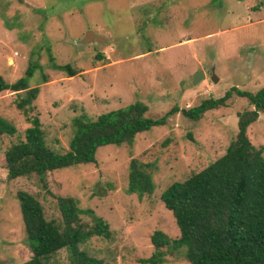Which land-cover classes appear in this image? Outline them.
Returning <instances> with one entry per match:
<instances>
[{
    "label": "rangeland",
    "instance_id": "obj_1",
    "mask_svg": "<svg viewBox=\"0 0 264 264\" xmlns=\"http://www.w3.org/2000/svg\"><path fill=\"white\" fill-rule=\"evenodd\" d=\"M88 30L107 42L83 43ZM49 56L76 73L68 77L52 69ZM29 65L37 66L28 84L38 94L26 115L13 104L23 91L0 92V117L15 128L12 136L0 137V264L31 257L19 190L39 201L46 219L60 220L56 196L72 197L79 209L92 211L79 215L81 224L89 227L92 216L101 218L109 237L93 236L79 249L102 264H148L142 260L154 253L155 230L170 240L179 236L161 193L224 153L235 135L236 113L251 109L245 98L232 93L228 106L196 121L175 112L129 145L98 148L94 163L47 172L44 187L35 175L6 179L3 153L23 140L26 117H37L45 145L64 153L81 116L94 120L139 102L146 106L144 116L156 119L174 107L220 98L231 87H264V0H0V77L14 82ZM198 70L205 77L192 84ZM246 134L263 147L264 158V113ZM131 160L151 174V194L127 193ZM162 250L158 264H188L182 249ZM48 264H70L66 250Z\"/></svg>",
    "mask_w": 264,
    "mask_h": 264
},
{
    "label": "trees",
    "instance_id": "obj_2",
    "mask_svg": "<svg viewBox=\"0 0 264 264\" xmlns=\"http://www.w3.org/2000/svg\"><path fill=\"white\" fill-rule=\"evenodd\" d=\"M49 60L52 69L68 77L76 73L69 64L57 65L51 56ZM36 67L29 65L24 76L11 83L0 77V92L23 91L13 102L23 115L32 108L38 94V88L28 84ZM41 82H46L45 75ZM232 93L245 98L251 109L236 113L235 135L220 157L184 181L171 183L161 193V202L171 212L179 236L170 240L155 230L150 236L154 253L142 262L158 264L162 249L172 248L182 249L188 264H264L263 147L252 145L246 134L247 127L264 113V87L254 92L231 87L220 98L209 97L185 109L174 107L156 119L144 116L146 106L139 102L98 114L94 120L81 116L75 120L76 129L64 153L45 145L37 117H26L29 126L23 131V140L10 144L3 153L5 177L14 180L35 175L44 187L47 172L94 163L98 148L129 145L136 134L164 125L175 112L196 121L206 111L228 106ZM14 133V126L0 117V137ZM127 181V193L141 196L153 190L151 174L133 160ZM55 199L58 222L46 219L35 197L22 190L16 192L25 242L31 252L30 259L21 264H48L61 249L66 250L70 264H102L79 245L93 236L108 238V225L97 216H92L91 226L81 224L79 215L92 214L91 210L79 209L72 197Z\"/></svg>",
    "mask_w": 264,
    "mask_h": 264
},
{
    "label": "water",
    "instance_id": "obj_3",
    "mask_svg": "<svg viewBox=\"0 0 264 264\" xmlns=\"http://www.w3.org/2000/svg\"><path fill=\"white\" fill-rule=\"evenodd\" d=\"M92 41H94V42H96L98 44L99 43L105 44L107 42V40L104 37L99 36L98 34H95L91 30H88V31H86L84 33L82 42L83 43H88V42H92ZM204 77H205V75H204L203 71L202 70H198L193 75L191 83L192 84H196V82H198L199 80L203 79ZM210 78H211L212 82H216V80H217V77L214 74H212Z\"/></svg>",
    "mask_w": 264,
    "mask_h": 264
}]
</instances>
